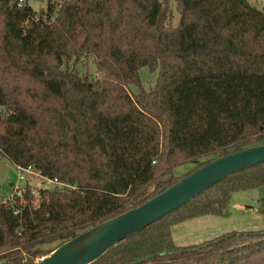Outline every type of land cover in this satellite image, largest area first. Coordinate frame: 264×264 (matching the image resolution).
<instances>
[{"label": "trees", "instance_id": "trees-1", "mask_svg": "<svg viewBox=\"0 0 264 264\" xmlns=\"http://www.w3.org/2000/svg\"><path fill=\"white\" fill-rule=\"evenodd\" d=\"M20 1L0 0V158L62 188L34 203L26 187L24 206L0 204V264H35L203 165L260 146L264 13L246 0H48L39 13ZM143 68L158 72L155 87L134 93ZM263 186L264 164L239 172L93 264H264V230L188 246L171 233L228 217L233 193Z\"/></svg>", "mask_w": 264, "mask_h": 264}, {"label": "water", "instance_id": "water-1", "mask_svg": "<svg viewBox=\"0 0 264 264\" xmlns=\"http://www.w3.org/2000/svg\"><path fill=\"white\" fill-rule=\"evenodd\" d=\"M260 164H264V145L215 159L139 207L63 243L37 264H93L114 245L139 234L214 185Z\"/></svg>", "mask_w": 264, "mask_h": 264}, {"label": "rangeland", "instance_id": "rangeland-1", "mask_svg": "<svg viewBox=\"0 0 264 264\" xmlns=\"http://www.w3.org/2000/svg\"><path fill=\"white\" fill-rule=\"evenodd\" d=\"M27 5L36 13L46 11L48 0H26ZM64 0H51L57 9ZM251 6L264 13V0H246ZM174 9V6L172 7ZM174 12V10H173ZM88 73L96 77L94 65L88 63ZM80 68L79 65H77ZM83 72L84 70L80 68ZM158 72H151L148 68L139 71L140 87L132 88V92L138 93L140 89L149 91L155 87ZM264 145V138L258 142ZM195 163L185 164L177 167L173 174L175 177L187 173ZM20 173L7 159L0 158V204L5 200L11 201V196H16L14 187H28L37 201L38 193L41 190H53L56 185L49 184L40 178L28 177L27 185L19 181ZM62 186V185H61ZM60 186V187H61ZM62 188V187H61ZM16 198V197H14ZM264 198V186L259 189L233 193L229 202L230 215L225 218L207 217L192 219L172 228L174 243L179 246L196 245L212 240L220 235L231 232H250L264 230V215L258 212V200ZM13 200V199H12ZM10 204H14L11 201ZM182 238V239H181ZM48 248V247H46ZM51 248V247H49ZM37 259L35 264L40 262ZM43 260V258H42Z\"/></svg>", "mask_w": 264, "mask_h": 264}, {"label": "built area", "instance_id": "built-area-1", "mask_svg": "<svg viewBox=\"0 0 264 264\" xmlns=\"http://www.w3.org/2000/svg\"><path fill=\"white\" fill-rule=\"evenodd\" d=\"M24 1L23 2L20 1V3L18 4V7H22L23 3H25ZM17 170L20 173L19 181L20 182H24L25 184L27 183L28 177L33 176V177H36V178H40L43 181L48 182L49 184H54L56 186H61V184L57 183L56 181H50V180H47L45 178H42L39 175V173H37L36 171H34L30 167H28V168H19V167H17ZM26 187H24V188H20L19 186L14 187L13 190H14L16 196H11V201H14V203L18 202L19 206H24L25 202H26L25 201ZM30 195H32V194H30ZM14 197H16V198H14ZM11 201L8 199V200H5L4 202H2V204H10ZM18 213H19V210H16L14 212V215H17Z\"/></svg>", "mask_w": 264, "mask_h": 264}, {"label": "crops", "instance_id": "crops-1", "mask_svg": "<svg viewBox=\"0 0 264 264\" xmlns=\"http://www.w3.org/2000/svg\"><path fill=\"white\" fill-rule=\"evenodd\" d=\"M202 218H207V217H202ZM198 219V218H197ZM184 223V222H183ZM183 223H181V224H183ZM180 225V224H179ZM176 227V226H175ZM171 233H172V231H171ZM172 238H173V235H172ZM182 239V238H181ZM173 241H174V238H173ZM179 246V245H178Z\"/></svg>", "mask_w": 264, "mask_h": 264}]
</instances>
